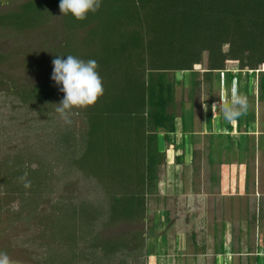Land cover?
Here are the masks:
<instances>
[{"label":"trees","instance_id":"16d2710c","mask_svg":"<svg viewBox=\"0 0 264 264\" xmlns=\"http://www.w3.org/2000/svg\"><path fill=\"white\" fill-rule=\"evenodd\" d=\"M59 3L24 0L0 12V28L41 36H48L49 25L56 34L84 32L86 46L98 48L88 59L98 62L104 94L94 106L72 110L70 124L62 120L49 126L45 116L39 129L48 127L49 133L40 150L11 152L9 142L4 145L0 235L23 221L30 229L25 241L37 244L35 257L43 264H146L153 253L147 245L153 228L146 234L120 229L117 235L111 229L146 218L158 165L169 148L173 153L192 143L191 112L177 116L172 110L175 83L186 75L194 82V66L206 55V81L214 77L222 86L238 88L248 104L256 88L264 101V0H102L84 20L61 15ZM229 61L234 68L227 69ZM52 71L34 83L13 82L3 90L9 96L0 93V101L12 96L20 117L30 112L20 107L28 101L34 102L35 113H45L63 95ZM222 120L228 139L235 128L237 148L245 145L254 129V111L248 108L235 126ZM8 130L2 126L0 132L13 138L15 132ZM184 158L182 153L173 161ZM25 174L28 188L20 180ZM75 174L90 179L94 188L74 199H50L57 185H69Z\"/></svg>","mask_w":264,"mask_h":264},{"label":"rangeland","instance_id":"374dc122","mask_svg":"<svg viewBox=\"0 0 264 264\" xmlns=\"http://www.w3.org/2000/svg\"><path fill=\"white\" fill-rule=\"evenodd\" d=\"M22 1L0 0V12L13 9ZM49 26L48 36L0 28V54L6 58L0 61V93L9 96L7 90L5 94L3 92L5 87L38 81L53 68L52 61L58 55L66 59V55L71 54L86 60L90 53L98 51L96 46L89 48L82 41L84 32H76L74 36L66 31L56 34L52 25ZM205 64L206 55L202 63L194 66L197 72L194 82L186 75L175 83L172 110L177 116L191 112L192 143H186L173 153L169 148L166 161L158 165L157 187L148 196L146 218L111 229L117 235L120 229L143 230L146 234L153 228V237L147 241L153 253L147 256L146 264H253V256L260 251L264 239V149L261 147L264 144L261 140L264 101L257 98L254 88V100L248 106L254 111V132L250 133L246 148L242 145L238 149L237 132L233 128L232 137L228 139L222 128L224 118L219 108L220 97L230 94L231 89L217 83L214 77L206 81ZM235 64L229 61L226 67L232 69ZM175 75L179 73L175 72ZM169 78H174L172 72H169ZM61 94L50 105L41 104L49 107L41 114L35 113L33 101L19 104L22 112L30 111L23 117L14 110L17 100L2 96L0 129L6 127L7 133L14 131L16 135L12 138L0 132V154L8 142L11 152L25 148L35 152L44 147L49 129L41 131L39 124H43L45 116L50 118L49 126L63 120L56 111V104L64 96L63 92ZM213 103H217L214 111ZM230 123L235 125V122ZM182 153L183 161H173ZM68 181L69 185H57L50 199H74L84 190L90 192L94 188L90 179L79 174L70 176ZM48 202L45 200L42 206L46 207ZM258 206L260 209H256ZM254 217L257 219L253 220ZM158 218L163 220L162 226L157 223ZM28 231L25 223L19 221L0 235V251L6 252L13 264H43L35 257L37 244L32 246L25 241L29 237Z\"/></svg>","mask_w":264,"mask_h":264},{"label":"clouds","instance_id":"9594fccd","mask_svg":"<svg viewBox=\"0 0 264 264\" xmlns=\"http://www.w3.org/2000/svg\"><path fill=\"white\" fill-rule=\"evenodd\" d=\"M102 0H60L61 15L71 14L77 20H84L88 14L95 13L101 6ZM57 56L53 59L52 80L60 86L64 93L63 99L57 105L56 111L65 123L70 124V113L73 109L94 106L104 94L103 79L98 72V62L95 59L84 60L74 55ZM248 98L233 87L230 94L220 97L219 108L223 118L233 122L248 110ZM217 103H213V111ZM207 108V105H205ZM24 187L28 188L31 181L26 174L20 177ZM0 264H13L12 258L6 252L0 251Z\"/></svg>","mask_w":264,"mask_h":264},{"label":"crops","instance_id":"0c3cea01","mask_svg":"<svg viewBox=\"0 0 264 264\" xmlns=\"http://www.w3.org/2000/svg\"><path fill=\"white\" fill-rule=\"evenodd\" d=\"M234 87V86H233ZM232 87V88H233ZM231 88V89H232ZM234 122V121H233ZM232 124V123H231ZM255 124V123H254ZM235 126V125H234ZM254 130V129H253ZM236 131V130H235ZM237 132V131H236ZM252 132H254V131H250L249 133H248V139H249V135H250V133H252ZM237 134V133H236ZM258 140H259V138H258ZM257 140V141H258ZM247 142H248V140H247ZM246 143V142H245ZM256 209H260L259 208V206L256 208ZM257 219V218H256ZM255 219V217H254V219L253 220H256ZM264 237V236H263ZM263 237H262V239H263ZM264 240V239H263ZM263 240H262V242H261V244L262 245H260V248H259V250L260 251H256L255 252V254H254V256H253V260H252V262H253V264H264V242H263ZM249 254V253H248Z\"/></svg>","mask_w":264,"mask_h":264}]
</instances>
